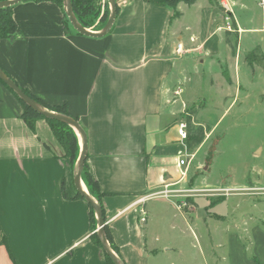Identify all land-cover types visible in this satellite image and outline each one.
I'll list each match as a JSON object with an SVG mask.
<instances>
[{
	"label": "crops",
	"instance_id": "obj_1",
	"mask_svg": "<svg viewBox=\"0 0 264 264\" xmlns=\"http://www.w3.org/2000/svg\"><path fill=\"white\" fill-rule=\"evenodd\" d=\"M166 1L171 0H116L114 25L98 39L65 28L57 5L23 1L13 8L14 37L0 39V69L34 98L64 105L82 127L86 171L101 196L104 242L117 249V255L112 252L121 264H173L174 256L182 258L175 252L177 221L189 230L194 226L207 248L213 238L220 240L217 247L225 253L211 254L210 264H264V172L216 183L210 189L226 194L215 206L204 194L188 197L190 209L181 211L172 201L152 197L167 185L208 190L187 186L191 161L184 177L177 165L186 154L178 124L190 98L189 69H217L207 81L212 94L199 96L208 102L195 107L193 120L208 137L207 126L210 135L242 105V75L251 71L247 55L259 49L264 69L259 0L180 3L174 20L172 7L154 4ZM223 1L232 11L234 33L223 30ZM178 44L182 54L176 53ZM208 107L218 115L213 124L199 120ZM22 113L0 83V264H107L95 242L96 214L74 186L76 164L64 157L45 121L30 130ZM205 141L190 160H197ZM192 170L194 176L207 167L199 161ZM81 188L90 196L82 180ZM200 210L203 218L197 217Z\"/></svg>",
	"mask_w": 264,
	"mask_h": 264
},
{
	"label": "rangeland",
	"instance_id": "obj_2",
	"mask_svg": "<svg viewBox=\"0 0 264 264\" xmlns=\"http://www.w3.org/2000/svg\"><path fill=\"white\" fill-rule=\"evenodd\" d=\"M109 15L110 7L108 1L97 0L93 12L88 16L89 27L87 30L95 33L100 32L105 27ZM67 26L70 27L69 24ZM240 54L241 62H243L245 54L242 52ZM216 70L217 69H209V71L206 70V72H204V70L201 71L200 68H196V70L189 69V84L191 89L188 91V96L190 98L185 104V110L183 111L195 107H205L208 100L206 99L203 102L200 100L201 98H199V96L203 94L208 97L212 94L209 85L207 86V81ZM246 76L249 77V80H252V83L251 81L246 82L248 79L243 73V83L240 85V102L242 105L235 107L225 116L221 124H219L210 135V128L208 126L206 127L208 137L205 136L206 141L202 151L197 156V160L191 158L189 164L190 170L187 171L186 178L191 179L187 182V186L191 188L198 185L208 186L209 188L208 190L190 189L188 191L192 192L184 195H188L187 197L203 194L207 195L210 197L207 200H209L211 206L220 203L221 199H223L220 195L226 194L218 189H210L211 187L218 186L216 183L224 182L227 184L232 177L238 180L241 178L242 174L245 175L247 173L250 174L249 177L252 179L258 171L264 172V69L254 67L253 71H250L247 68ZM200 80L202 81L201 84H195V82H199ZM213 85L214 83L211 84V86ZM176 89L177 87H175L173 92ZM207 93L209 95H207ZM196 96L197 100L194 101V97ZM183 97H185V93ZM174 101L173 99L171 100V102ZM199 118L200 116H198V119ZM217 119L218 115L216 111H214V108L208 107L199 120H206L207 123L213 124ZM75 135L77 139V151L75 153L76 164L81 148L79 137L76 133ZM255 148L261 149L260 156L258 153L257 156H254L253 151ZM199 161L207 167V170H198V174L193 176L192 169L197 166V162ZM200 181L201 185H199ZM82 182L85 185L83 180ZM234 193L236 192H228L227 195L231 196ZM232 198L233 197H230L229 200ZM242 199L247 198L243 197ZM187 204L188 209H190L191 205L188 202ZM192 219L196 221L195 216H192ZM177 225L179 230H177L174 235V240L176 241L175 252H182L183 257L178 259L174 256L173 264H210L211 254L221 257L225 253L224 248L217 247L218 244H220L218 243L220 241L219 239L213 238L214 242L212 243V248H207L203 240L200 239V234L194 226H191L189 230L184 228L178 221Z\"/></svg>",
	"mask_w": 264,
	"mask_h": 264
},
{
	"label": "trees",
	"instance_id": "obj_3",
	"mask_svg": "<svg viewBox=\"0 0 264 264\" xmlns=\"http://www.w3.org/2000/svg\"><path fill=\"white\" fill-rule=\"evenodd\" d=\"M5 1H8V0H0V2H5ZM25 1H31L36 4L52 3V4L57 5L62 10L63 25L65 26V28L69 24L65 16L64 10H63L62 0H25ZM147 1L151 2V0H147ZM195 1L196 0H171L169 2L166 1V2H159V3H154V4L160 7L162 6L172 7L174 10L172 20H174L179 17V14L175 11L178 4L183 3V4L190 6L194 4ZM96 2L97 0H70L73 16L81 27L85 29L89 27V17L88 16L91 14V12H93ZM210 2L214 3L215 0H210ZM115 7H116V12H117L116 0H115ZM13 8L14 7L0 9V39H12L15 35L16 24L12 17ZM246 61L251 71H253L254 67H259L261 69L263 68V59H262V55L259 49H255L251 53H249L246 57ZM225 79L228 80L226 75H225ZM0 83L17 99V97L2 82ZM21 90L42 108L52 113H56V114H59L65 117H69L66 112V107L64 105L51 107L45 104L44 102L34 98L28 91L24 89H21ZM17 101L19 102V104L21 105L23 109V113L21 117L25 125L30 130H33L34 124L37 120L45 121V123L48 125L49 129L51 130L56 142L62 149L64 157L69 159L72 165H74L76 161L75 153L77 151V139H76V135L73 129L59 121L45 119L44 117L40 116L38 113L34 112L32 109L26 107L18 99ZM196 112H197V109L195 108L188 109L184 117L185 124H186V139L184 142H185V149H186L187 155H191L193 151L202 144L205 138L204 128L200 126L195 127L193 125V122H194L193 120L196 115ZM81 175H82L81 179L85 182L89 195L97 199L98 205L101 210V215L104 221L103 209L100 204L101 196L98 192L97 184L90 178V176L88 175L86 171V163H84V167H83ZM91 220L93 221L92 211H91ZM106 235H107V240L110 242V236L108 235V233H106ZM95 242L97 245L101 246L99 239H96ZM110 247L112 251L117 255L118 254L117 249L111 243H110ZM105 258H106L107 264H113L111 259L106 254H105Z\"/></svg>",
	"mask_w": 264,
	"mask_h": 264
},
{
	"label": "water",
	"instance_id": "obj_4",
	"mask_svg": "<svg viewBox=\"0 0 264 264\" xmlns=\"http://www.w3.org/2000/svg\"><path fill=\"white\" fill-rule=\"evenodd\" d=\"M25 0H8L5 2H0V9L3 8H10L14 7ZM109 7H110V15L105 27L100 32H91L79 25L76 19L73 16L70 0H62L63 10L65 16L68 20L69 25L71 28L80 36H84L87 38H102L108 35L114 25L115 17H116V7H115V0H107ZM0 82H2L16 97L19 101H21L26 107L32 109L34 112L38 113L40 116L44 117L45 119L49 120H56L59 121L70 128H72L75 133L78 135L81 141V150L79 157L77 159L75 168H74V177L73 182L77 193L84 199V201L94 210L96 214V221H97V229L96 232L98 234V238L100 240L101 246L105 254L111 259L113 264H121L120 260L117 256L110 250V248L105 244L103 238V229H104V221L101 215V210L99 205L88 196L85 192H83L81 188V174L84 167V163L86 161L87 156V145H86V135L83 131L82 127L79 123L70 117H65L56 113H52L38 104H36L30 97H28L7 75H5L0 70ZM204 211L200 210L197 212L198 218H203Z\"/></svg>",
	"mask_w": 264,
	"mask_h": 264
},
{
	"label": "built area",
	"instance_id": "obj_5",
	"mask_svg": "<svg viewBox=\"0 0 264 264\" xmlns=\"http://www.w3.org/2000/svg\"><path fill=\"white\" fill-rule=\"evenodd\" d=\"M221 5H222L223 10H224L223 30L227 33H234L232 11L226 2H224V1L221 2ZM258 6H259V9L262 13V17L264 19V0H259ZM176 53L177 54L183 53L182 46L180 44L177 45ZM178 93H179V91L175 90L174 96H178ZM178 134H179L180 140L182 141V143H184V141L186 139V124H185L184 120H181L178 124ZM177 161H178V163H177L178 168L179 169L184 168V170H180V176L184 177L186 174L187 166H188L189 161H190V156L187 154L181 155L178 157ZM191 192L192 191H183V190H179V189H172V187L167 185L160 192L154 194L152 197L153 198H164L166 200L172 201L175 208L178 211H181L183 209L188 208V204L186 201V199L188 198L187 197L188 195H184V194H190Z\"/></svg>",
	"mask_w": 264,
	"mask_h": 264
},
{
	"label": "bare ground",
	"instance_id": "obj_6",
	"mask_svg": "<svg viewBox=\"0 0 264 264\" xmlns=\"http://www.w3.org/2000/svg\"><path fill=\"white\" fill-rule=\"evenodd\" d=\"M84 189V188H83Z\"/></svg>",
	"mask_w": 264,
	"mask_h": 264
}]
</instances>
